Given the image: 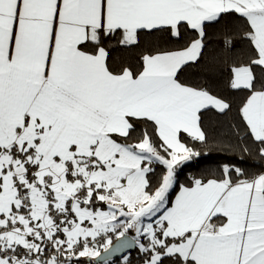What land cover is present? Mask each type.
<instances>
[{
	"label": "snow or ice",
	"instance_id": "1",
	"mask_svg": "<svg viewBox=\"0 0 264 264\" xmlns=\"http://www.w3.org/2000/svg\"><path fill=\"white\" fill-rule=\"evenodd\" d=\"M0 264H264V0H0Z\"/></svg>",
	"mask_w": 264,
	"mask_h": 264
},
{
	"label": "trees",
	"instance_id": "2",
	"mask_svg": "<svg viewBox=\"0 0 264 264\" xmlns=\"http://www.w3.org/2000/svg\"><path fill=\"white\" fill-rule=\"evenodd\" d=\"M123 55H124V54L121 53L120 51H115V52L113 53V56H114V58L116 59L117 62L120 61V59L122 58ZM133 253H134V252H133Z\"/></svg>",
	"mask_w": 264,
	"mask_h": 264
},
{
	"label": "water",
	"instance_id": "3",
	"mask_svg": "<svg viewBox=\"0 0 264 264\" xmlns=\"http://www.w3.org/2000/svg\"><path fill=\"white\" fill-rule=\"evenodd\" d=\"M133 252H134V250H133Z\"/></svg>",
	"mask_w": 264,
	"mask_h": 264
}]
</instances>
